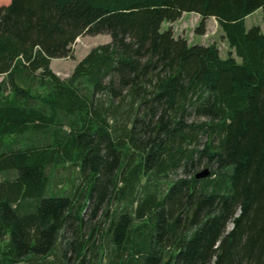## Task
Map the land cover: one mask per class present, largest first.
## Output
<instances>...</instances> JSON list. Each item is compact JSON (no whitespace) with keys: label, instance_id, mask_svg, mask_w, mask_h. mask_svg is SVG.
<instances>
[{"label":"trees","instance_id":"16d2710c","mask_svg":"<svg viewBox=\"0 0 264 264\" xmlns=\"http://www.w3.org/2000/svg\"><path fill=\"white\" fill-rule=\"evenodd\" d=\"M258 10L264 26V0L0 7V264H264ZM183 14L197 35L213 18L227 57L161 30ZM84 35L110 42L60 79L51 60Z\"/></svg>","mask_w":264,"mask_h":264},{"label":"rangeland","instance_id":"374dc122","mask_svg":"<svg viewBox=\"0 0 264 264\" xmlns=\"http://www.w3.org/2000/svg\"><path fill=\"white\" fill-rule=\"evenodd\" d=\"M10 3V0H0V7L7 6ZM200 20V18H199ZM199 20L192 15H189L187 18L179 19L177 22L173 24H168L164 22L161 25V30H167L169 26H171V30L173 32V35L175 38H182L185 39L188 44L190 45H210L215 44L219 50V55L221 58H226L229 48L222 38V32L219 29L216 21L214 19H211L209 22H205V30L201 35H197L194 33L195 27L198 25ZM252 26H259L261 29H263V22H262V14L261 11L258 10L257 13H253L249 15L245 19V27L249 29ZM110 42V37L108 35H96V36H81L76 39L74 44L71 46V57L70 58H64V59H52L50 62V69L54 74H56L60 79H66L68 78L72 72L74 67L80 62L85 55L95 46L103 45ZM237 61H239L237 59ZM2 78H0L1 81ZM23 85H34L36 87L37 83L34 81H29L26 83H23V81H20ZM75 171L72 169L66 170L59 168L55 170V175L57 178H64L66 181V184H68V180H71L74 176ZM79 180L75 181V186H78ZM47 189H50L47 188ZM68 190V185L63 184L62 188L59 189L60 193H64ZM112 209H109V212ZM102 212H100L101 214ZM96 215L93 218H90L91 211L87 210L84 214V221L87 224L86 227L94 226L97 224L99 218L101 215ZM230 229V226L228 227ZM70 234H68L67 237H69ZM65 258L71 259V254H67ZM86 264H93L92 260L89 261Z\"/></svg>","mask_w":264,"mask_h":264},{"label":"water","instance_id":"95a60500","mask_svg":"<svg viewBox=\"0 0 264 264\" xmlns=\"http://www.w3.org/2000/svg\"><path fill=\"white\" fill-rule=\"evenodd\" d=\"M209 175H210V172H209V170L206 168V169H203V170H201L200 172L196 173V174H195V178H196V179H203V178H207Z\"/></svg>","mask_w":264,"mask_h":264},{"label":"crops","instance_id":"0c3cea01","mask_svg":"<svg viewBox=\"0 0 264 264\" xmlns=\"http://www.w3.org/2000/svg\"><path fill=\"white\" fill-rule=\"evenodd\" d=\"M255 13H257V12H255ZM189 15L195 16V17L199 20V16L196 15V14H183V15L181 16L180 19H182V18H187ZM211 19H213V18H208V19L206 20V22H209ZM263 27H264V26H263Z\"/></svg>","mask_w":264,"mask_h":264}]
</instances>
